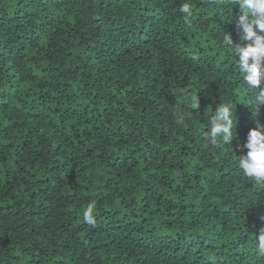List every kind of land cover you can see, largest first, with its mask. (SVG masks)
<instances>
[{
    "label": "trees",
    "instance_id": "obj_1",
    "mask_svg": "<svg viewBox=\"0 0 264 264\" xmlns=\"http://www.w3.org/2000/svg\"><path fill=\"white\" fill-rule=\"evenodd\" d=\"M181 2L0 0V264H264V184L236 164L264 103L223 43L241 9L183 0L188 27Z\"/></svg>",
    "mask_w": 264,
    "mask_h": 264
},
{
    "label": "clouds",
    "instance_id": "obj_2",
    "mask_svg": "<svg viewBox=\"0 0 264 264\" xmlns=\"http://www.w3.org/2000/svg\"><path fill=\"white\" fill-rule=\"evenodd\" d=\"M231 4H238L241 9L238 26L242 35L240 42L234 44L231 35L227 33L223 43L230 49V55L235 57L246 87L249 90H257L252 95L258 112V106L264 103V0H227L228 8ZM179 10L183 14L184 25L191 27L193 8L182 0ZM193 103L199 105V96L193 97ZM231 107L220 105L215 115L209 119L208 128L201 135L204 143L215 147L231 144L235 127ZM174 115L179 123L185 120V115L180 110ZM243 147L247 152L238 156L237 167L250 181L264 184V123L256 120V126L248 132ZM95 211V203L90 202L83 211L85 223H95ZM256 241L258 252L264 256V229L256 235Z\"/></svg>",
    "mask_w": 264,
    "mask_h": 264
}]
</instances>
